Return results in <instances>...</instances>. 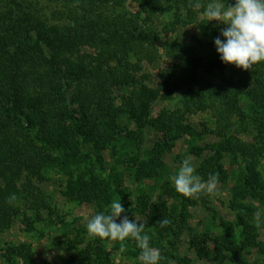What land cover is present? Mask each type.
Returning a JSON list of instances; mask_svg holds the SVG:
<instances>
[{"label": "trees", "instance_id": "obj_1", "mask_svg": "<svg viewBox=\"0 0 264 264\" xmlns=\"http://www.w3.org/2000/svg\"><path fill=\"white\" fill-rule=\"evenodd\" d=\"M37 1L31 0L29 6ZM108 1L123 4V0H98L101 6L82 4L81 15L67 7V13L58 12L64 19L61 23H51L14 0H9L14 7L0 10V231L18 214L15 203L6 202L9 195L22 198L31 210H52L40 186L46 181L47 169L58 177L71 175L69 168L81 157L93 160V166L76 179L70 176L63 194L93 206L98 214L109 210L116 195L126 202L135 187L128 201L132 207L126 209L122 204V215L138 217L145 224L150 243L165 257L160 264L178 263L170 239L184 233L191 208L205 198H185L168 181L157 188L163 158L185 135H201L187 116L204 110L212 112L222 140L202 159L198 175L206 179L209 173L219 172V183L224 184L228 179L221 164L224 155L264 156V61L248 71L222 63L214 45L221 32L218 25L200 20L197 32L202 40L196 37L200 51L170 44L166 54L174 65L161 70L160 84L150 87L145 83L148 74L138 76L142 62L151 63L158 54L155 33L145 27L149 17L114 14L106 10ZM132 1L149 14L158 13L161 2L172 1V7L180 10L175 14L179 23L194 21L189 0ZM183 10L184 21L179 15ZM86 47L96 53L86 52ZM132 57L136 61L130 65L128 58ZM178 90L183 95L180 107L152 114L155 100L171 99ZM245 107L254 112L252 143L227 134L236 125L235 117L239 132H248L242 123ZM145 134L152 136L150 147L143 145ZM129 145L133 149L130 156ZM110 152L121 155L122 162L126 159L127 172L116 174L115 165L105 166ZM140 184L143 189L137 187ZM236 196L264 205V182L250 164ZM242 209L245 212H238L235 222L244 230L245 246H236V226L222 222L220 236L211 235L207 227L190 233L189 249L198 258L219 264H249L241 255L245 247H258L249 231L253 226L247 222L254 211L251 205H242ZM165 217L171 224L161 228L157 221ZM66 225L64 221L56 224L59 230ZM69 230L77 236L76 227ZM75 249V244L66 242L65 264H109L104 252L92 258L87 250ZM7 251L18 264H32L27 245H13Z\"/></svg>", "mask_w": 264, "mask_h": 264}, {"label": "rangeland", "instance_id": "obj_2", "mask_svg": "<svg viewBox=\"0 0 264 264\" xmlns=\"http://www.w3.org/2000/svg\"><path fill=\"white\" fill-rule=\"evenodd\" d=\"M21 5V8L32 10L35 14H39L46 18L51 23H61L64 19L58 14L59 11L67 13V7L77 10L76 15H81L82 4H95L98 6V0H38L32 3L31 0H14ZM106 4V10L115 13H126L128 16L133 17L138 15H147L149 18L146 23V30L149 33H155L157 56L151 63L142 62L143 66L138 73L148 74L149 78H146L145 83L150 87H156L160 84L159 72L168 67L174 65V61L170 59L166 54V47L170 44L181 45L188 50L200 51V44L196 41V37L201 39V36L197 32V24L200 20L212 22L218 25V29L221 31L225 25L217 21H208L207 17L203 16V9L194 10L191 8L190 16L194 15V21L190 20L187 24L179 23L175 14L180 11L172 7V1L161 2V10L155 14L146 13L145 9H140L137 2L132 0H123L121 6L114 5L113 1H108ZM196 0H193L195 3ZM200 2L206 5L209 0H200ZM227 4H234V0H224ZM34 4V6H33ZM180 4V3H179ZM15 5L9 0H0V10L4 7H14ZM101 6V5H99ZM183 9V8H182ZM181 9V10H182ZM39 12V13H38ZM179 15H183L182 21L186 19L185 11H181ZM202 40V39H201ZM86 52L96 53V50L91 47L84 48ZM184 59L187 58V54L181 53ZM129 64L135 62L136 58H128ZM115 60L112 62V65ZM182 92L178 90L174 93L171 99L161 100L157 99L152 103V114L156 113L160 109L173 110L181 106ZM246 112V118L242 122L247 127L248 132L243 133L240 127L237 126L239 120L237 117L233 118L236 125H232L227 134H236L238 138L244 142L252 143L256 135V131L253 130V113L250 107L243 109ZM2 115V108L0 107V116ZM190 124L193 126L196 132L201 133L200 136L185 135L181 140H178L172 149L171 153H168L163 158L164 165L160 169V176L156 178V186L159 187L165 181H168L170 186L174 188V184L170 177L177 174L182 161L185 158L191 157L192 162L196 165V172L202 159L209 155L212 148L218 147L219 141L222 137H218V127H216L215 118L210 110L197 111L187 116ZM205 131V132H204ZM153 139L150 134H145L143 145L150 147ZM128 153L130 156L132 146L129 145ZM150 149V148H149ZM195 151L199 154H195ZM83 155V154H82ZM135 156V154L133 153ZM139 155V154H138ZM128 157V156H127ZM108 162H105V166L115 165V173L123 174L128 171L126 165V159L123 162L120 160L121 155H112V152L108 156H105ZM79 162L73 164L68 172L58 177L54 174L53 169H47V178L45 182H42L40 186L45 195L46 201L51 204V209L48 212L42 210L35 211L28 208L22 198H18L15 202V206L18 209V214L15 216L11 225L0 231V264H18V259L11 257L7 251L9 247L13 245L25 244L30 249V262L32 264H65L64 263V246L69 241L71 244L76 245L78 250H87L89 256L94 258L99 253L104 252L105 258L109 264H141L140 250L136 247L133 240L126 242L125 247L121 250V244L118 245V241H112L109 238H97L91 239L87 233V221L91 215L96 214V210L93 206L80 203L77 200L70 199L63 194V187L67 184L70 176L76 179L78 175H83L85 169L93 166V160L84 161L79 157ZM82 160V161H81ZM221 164L228 172V179L224 184L219 183L217 187L216 195L203 196L205 200L199 202L197 206H194L190 210V215L186 221V228L184 233L178 238L170 239L172 242V253L178 260V263L172 260V264H219L218 261L212 262L207 259H200L196 256L192 249H189L188 238L190 233H194L204 227L208 228L211 235L220 236L224 230L222 228V222L232 223L236 226V246H245L244 244V230L237 222H235L236 214L245 212L242 209V205H251L253 207V215L248 216V224L252 225L249 231L251 237L258 245V247L251 248L245 247L242 250L241 259H244L249 264H264V205H260L255 200L246 201L236 196V193L242 188V177L246 172L247 165L253 166L257 171L260 179L264 182V156L257 155L253 158H244L241 156L233 157L231 155H224ZM51 178V179H48ZM48 179V180H47ZM143 189V184L137 186ZM136 187V190H137ZM133 188V187H132ZM135 194V187L130 193V199L126 202H120L126 209H130L132 205L128 202ZM118 195L114 196L116 200ZM234 204V206H232ZM246 218V219H247ZM136 219H139L136 217ZM59 221H64L68 225L64 226L62 230H59L56 224ZM236 224V225H235ZM71 226L76 227L78 230L77 236L72 234L69 230ZM187 228L189 230H187ZM206 231V230H205ZM150 245L154 248L152 243ZM79 253V252H78Z\"/></svg>", "mask_w": 264, "mask_h": 264}, {"label": "clouds", "instance_id": "obj_3", "mask_svg": "<svg viewBox=\"0 0 264 264\" xmlns=\"http://www.w3.org/2000/svg\"><path fill=\"white\" fill-rule=\"evenodd\" d=\"M190 8L203 9L202 15L208 21L223 23L225 27L220 36L214 39V45L222 63L248 71L258 62L264 61V0H234L227 4L224 0H209L204 5L200 0H189ZM177 193L183 197L197 200L201 196L216 195L219 184V172L209 173L203 178L196 172L192 158H185L178 173L170 177ZM15 194L9 195L6 202L14 204ZM125 209L120 197L113 200L107 212L91 215L87 221V233L91 239L109 238L120 241L124 249L126 239L135 242L140 250L142 264H160L165 259L159 248L150 245V236L145 233V224L138 219H129L122 215ZM161 228L171 224L168 218L157 221ZM169 264H172L169 261Z\"/></svg>", "mask_w": 264, "mask_h": 264}]
</instances>
